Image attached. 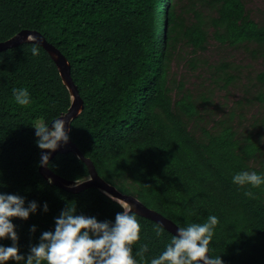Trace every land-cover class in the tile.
Segmentation results:
<instances>
[{
  "label": "trees",
  "instance_id": "obj_1",
  "mask_svg": "<svg viewBox=\"0 0 264 264\" xmlns=\"http://www.w3.org/2000/svg\"><path fill=\"white\" fill-rule=\"evenodd\" d=\"M26 28L42 33L68 59L83 100L69 137L105 181L180 227L215 215L219 223L210 256H220L223 264H264V184L251 188L232 182L241 171L264 176L261 144L253 134L239 133L233 110L208 127L209 97L195 96L170 74L173 60L184 59L183 51L195 68L197 54L210 41L242 47L263 64L254 75L257 89L237 104L264 105V23L251 16L245 0H0V41ZM34 43L0 51V193L22 197L24 207L37 204L28 219L11 218L25 260L67 207L111 224L123 211L98 188L71 192L40 174L34 127L65 113L70 94L46 49L36 43L39 54L32 55ZM229 66H213L212 81L220 87L235 79ZM19 88L29 92L28 105L16 102L13 89ZM48 166L68 180L89 174L71 151L57 152ZM249 190L256 198L245 195ZM135 215L141 231L132 255L137 264H151L174 234ZM12 243L0 239V246ZM143 245L148 251L141 257Z\"/></svg>",
  "mask_w": 264,
  "mask_h": 264
},
{
  "label": "clouds",
  "instance_id": "obj_2",
  "mask_svg": "<svg viewBox=\"0 0 264 264\" xmlns=\"http://www.w3.org/2000/svg\"><path fill=\"white\" fill-rule=\"evenodd\" d=\"M35 41V37L29 36ZM32 55L39 54V46L34 43ZM13 96L19 105L30 103V94L26 88L13 89ZM37 145L42 150L55 151L61 143H67L69 136L63 119H55L49 123L34 127ZM49 156L42 155L41 164L47 166ZM51 182V181H49ZM232 182L240 187L258 188L264 184V176L252 171H241L232 177ZM245 195L256 198L249 190ZM115 200L114 197H110ZM24 199L18 195L0 193V239L9 238L12 246H0V264L7 261H25V264H137L132 255V245L140 239L141 225L137 220L132 206L123 207V211L115 216V223L98 222L95 217L75 215V208L67 207L55 219L54 231H45L40 242L30 248V254L25 257L18 254V236L11 218L28 219L30 213L37 208L35 202L24 207ZM47 211V204L44 205ZM219 220L215 215L207 217L204 223H192L187 227L177 228V234L172 237L166 250L151 260V264H223L218 257L208 255L209 245L214 235V229ZM35 231V227L31 229ZM162 229L156 228L159 237ZM148 251L143 245L137 255L141 257Z\"/></svg>",
  "mask_w": 264,
  "mask_h": 264
},
{
  "label": "rangeland",
  "instance_id": "obj_3",
  "mask_svg": "<svg viewBox=\"0 0 264 264\" xmlns=\"http://www.w3.org/2000/svg\"><path fill=\"white\" fill-rule=\"evenodd\" d=\"M246 8L251 16L264 23V0H245ZM184 59L176 60L171 64L170 74L175 81L183 80L185 88L190 89L195 96L209 97L204 112L207 126L212 127L218 120L224 118L227 112L234 111V121L239 133H251L262 147L264 161V105L257 102L245 103L243 107L237 104L242 98H250L257 89L254 75L262 68V59L253 56L250 51L241 48L218 45L214 41L208 43L207 49L197 54L196 67L188 66V55L182 52ZM229 63V71L235 79L227 87H220L212 81L211 71L214 65ZM43 124L37 122V126Z\"/></svg>",
  "mask_w": 264,
  "mask_h": 264
},
{
  "label": "water",
  "instance_id": "obj_4",
  "mask_svg": "<svg viewBox=\"0 0 264 264\" xmlns=\"http://www.w3.org/2000/svg\"><path fill=\"white\" fill-rule=\"evenodd\" d=\"M35 37V41L29 40L28 37ZM23 42H35L40 44L42 47L46 49L51 58L54 60L59 74L61 76L62 82L67 87L70 94V105L68 110L61 114L56 119L60 118L65 121V128L69 129L71 121L78 116V114L83 109V100L78 92L77 86L75 85L70 71V63L68 59L60 52L58 48H56L52 43L48 42L42 33L35 29H21L8 39L0 41V51L7 49L9 47L18 45ZM52 122V121H51ZM51 122L49 124V129H51ZM71 151L75 156L80 158L88 168V176L77 179V180H68L63 178L62 176L56 174L52 171L49 166H43L41 164V157L44 154L49 156V160L57 153V152H69ZM40 174L51 184L62 187L71 192H78L82 189L88 187H95L101 190L104 194L109 197H114L115 201L121 203L123 207L127 205L132 206V212L138 213L144 217L152 219L163 228L173 233L177 234V228H180L173 220L165 217L161 213L157 212L154 209H151L144 205L136 196L131 194H125L119 191L114 185L105 181L97 172L93 162L90 158L86 157L79 147L70 139L68 142L61 143L60 146L55 151L42 150L40 152V165H39ZM114 200V199H113ZM210 256V254L208 253Z\"/></svg>",
  "mask_w": 264,
  "mask_h": 264
}]
</instances>
